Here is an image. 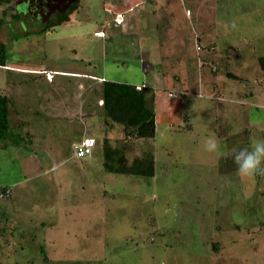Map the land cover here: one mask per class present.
<instances>
[{
    "label": "rangeland",
    "instance_id": "rangeland-1",
    "mask_svg": "<svg viewBox=\"0 0 264 264\" xmlns=\"http://www.w3.org/2000/svg\"><path fill=\"white\" fill-rule=\"evenodd\" d=\"M64 1L56 0V6ZM204 1L214 21L213 37L220 31L224 34L214 48L211 67L217 72L212 81L221 99L209 101L206 90L202 99L192 96L196 86L191 76L196 69L191 66L196 67L198 60L199 65L205 53L195 51L197 43L188 27H181L180 48L185 55H179L181 62L176 63L177 69L185 65L189 69L191 96L176 106V117L169 121L163 116L165 93H157L162 106L152 104L154 139L130 142L122 125H98L101 95L96 84H89L81 95L83 111L69 117V107L76 102L63 90L66 78L54 76V83L60 82L63 89L51 98L54 110L48 112L32 100L34 85H17L14 70L0 67V93L7 81L13 90L18 91L17 86L22 90L13 95L10 114L11 130L22 140L19 145L11 139L0 142V195L9 192L0 196V264H264V176L241 177L232 156L233 149L264 139V0ZM100 2L81 0L77 5L80 12L89 11L90 35ZM10 12L0 5V19H7ZM55 33L44 38L45 55L39 39L15 36L7 64L69 65L71 55L65 50L53 55L56 59L51 57ZM92 56L96 64L94 52ZM119 60L116 65L102 63L107 79L140 84V70ZM43 78L44 90V85L56 88ZM182 82L180 78L176 88ZM230 99L243 106L230 104ZM214 105L220 109L214 110ZM233 119L239 120V132L229 131L236 127L230 124ZM211 133L220 142L223 158L204 149ZM88 138L97 142L92 153L76 158L72 144ZM103 138L129 163L136 156L153 154L154 176H124L115 171V163L113 171L107 170Z\"/></svg>",
    "mask_w": 264,
    "mask_h": 264
},
{
    "label": "crops",
    "instance_id": "crops-1",
    "mask_svg": "<svg viewBox=\"0 0 264 264\" xmlns=\"http://www.w3.org/2000/svg\"><path fill=\"white\" fill-rule=\"evenodd\" d=\"M32 1L33 4H30L28 0H10L3 3L10 9L11 15L10 18L8 17L9 19H1L0 21V45L5 48V64L0 67L7 68V71L14 70L13 74L18 75L19 82L14 80V83L12 82L13 86L16 83L17 85L23 83L34 85L35 91L32 100L38 103L40 110L53 111L54 107L50 104L51 98H54V94L62 93L61 90L66 87L63 90H66L72 96L70 98L76 102L74 107H69V111H71L69 117H71L75 111H83L81 105L83 96L81 95L89 89V84H96V88H98L101 95V84L110 81L133 85L138 89L145 90L146 104L153 110L155 116L152 104L155 103V107L156 105H158V108L161 107L162 99H158L157 93L164 92L167 109L163 112V116L172 121L171 119L177 111L176 106L185 104V98L191 96L187 89L188 80H186V77L191 76L188 72L189 69L187 65L183 66L182 69H177L178 64L176 63L179 60V55H185L184 47L180 48L183 44V34L180 35V30L181 27L185 26L188 27L189 31L187 33L193 37V42L197 43L195 44V51L205 53L200 58L199 65L198 60L196 67L191 66L196 69L192 74L193 76H191L196 86V92H193L192 96L195 95L194 97L202 99L204 97L203 92L206 90L209 101L213 102L221 99L220 91L213 86L212 81L213 76H217V72L214 68L212 71L211 67L215 58L213 53H215L217 43L221 42L224 34L220 31L221 34L213 37L212 32L215 25L206 12L211 10L206 7L204 0H100L101 9L97 8L96 10V20H94L96 28H94L91 35L88 25L89 11L83 12L84 9H81L80 12V9L77 8L81 0H65L59 8L56 6V0ZM69 3H71L70 6H68ZM118 13H122L124 16V22L121 25H116L114 22V18ZM54 31L56 33L53 41H51L54 44L53 52L55 54H51V57L56 59L55 56L65 50L71 55L69 65L65 64L64 68H59V65L52 63L49 68V64H46L45 68L43 61L42 64L40 63V67L31 68L7 64L8 47L12 44L15 36L24 39L33 36L35 40L39 39L42 41V54L45 55L46 49H44V46L47 41L44 38ZM184 39L187 38L184 36ZM58 47L60 48L58 49ZM178 49L180 50L178 51ZM93 52L96 56V64H93L95 63L93 62L95 61L92 56ZM119 59L125 66L140 70V84L133 83L131 80L128 82L107 79L106 71H104L106 65H102V63L111 61L113 62L112 65H116V62L120 61ZM179 61L181 62V59ZM206 62H211L212 65L206 66ZM206 67H209V69ZM183 68H185V72ZM57 75L67 79V84L63 88H60V85H62L60 82L56 81L54 83V76ZM42 76H44L45 79L43 78V80L46 82L51 81V83H54L56 88L50 90L49 86L44 85L46 86L44 90ZM180 78H183L184 82H182L181 88H176ZM134 79V81H139L137 78ZM17 88L18 91L13 90L7 81L6 88L1 92L10 106V121L11 100L14 99L13 95H18L22 91L18 86ZM169 92L186 94V97L183 101L170 99L168 97ZM97 99L96 122L98 125H104L107 128L112 123H108L103 118L101 97ZM229 102L237 107L243 106L239 100L230 99ZM203 106H201L202 109ZM218 108L220 109L218 105L213 106L214 110ZM100 113L102 114L100 115ZM235 113L238 117L237 109ZM179 120H181V117ZM238 123V119H233L230 124H234L236 127L229 128V131L239 132L237 129ZM155 126L157 130L156 118ZM141 141L130 142L140 143ZM151 155L153 156V154Z\"/></svg>",
    "mask_w": 264,
    "mask_h": 264
},
{
    "label": "trees",
    "instance_id": "trees-1",
    "mask_svg": "<svg viewBox=\"0 0 264 264\" xmlns=\"http://www.w3.org/2000/svg\"><path fill=\"white\" fill-rule=\"evenodd\" d=\"M10 0H0V5ZM1 21V19H0ZM5 48L0 45V66H4ZM264 63V60L261 59ZM143 89L129 84L105 81L101 84L102 112L108 123L120 124L126 130L125 139L130 141L150 140L155 138L156 126L153 110L146 104ZM11 139L13 145H19L22 138L14 135L9 120V103L0 93V142ZM104 166L107 170L115 171L124 176H141L152 178L155 173L154 160L151 154L135 158L128 162L124 155H119L112 148L109 140L101 142ZM9 194H1L5 196Z\"/></svg>",
    "mask_w": 264,
    "mask_h": 264
},
{
    "label": "clouds",
    "instance_id": "clouds-1",
    "mask_svg": "<svg viewBox=\"0 0 264 264\" xmlns=\"http://www.w3.org/2000/svg\"><path fill=\"white\" fill-rule=\"evenodd\" d=\"M204 149L217 158H223L225 155L215 133L209 134L205 139ZM232 156L241 177L264 176V139L254 140L250 146L239 150L233 149Z\"/></svg>",
    "mask_w": 264,
    "mask_h": 264
},
{
    "label": "built area",
    "instance_id": "built-area-1",
    "mask_svg": "<svg viewBox=\"0 0 264 264\" xmlns=\"http://www.w3.org/2000/svg\"><path fill=\"white\" fill-rule=\"evenodd\" d=\"M116 25H121L124 22V16L122 13L116 14L114 18ZM98 35V34H97ZM180 94V95H179ZM186 94H181L177 92H169L168 97L174 100L183 101ZM95 146V140L92 138L84 139L78 143L72 145V151L76 158L81 159L89 156L92 153L93 147Z\"/></svg>",
    "mask_w": 264,
    "mask_h": 264
}]
</instances>
